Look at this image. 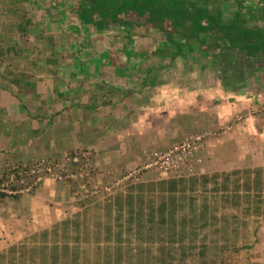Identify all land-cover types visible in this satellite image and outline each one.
<instances>
[{"label": "crops", "instance_id": "obj_1", "mask_svg": "<svg viewBox=\"0 0 264 264\" xmlns=\"http://www.w3.org/2000/svg\"><path fill=\"white\" fill-rule=\"evenodd\" d=\"M106 1L121 4L111 11ZM133 1L0 0V169L83 153L118 173L140 162L144 146L217 131L215 146L196 154L195 175L153 181L184 200L213 194L237 205V194H254L244 180L252 163L264 161L254 149L264 128V0H184L198 3L191 17L163 19L151 7L158 0ZM198 6L213 7V18ZM145 185L122 187L113 214L137 204L139 218ZM38 197L73 198L52 182ZM29 199L21 219L9 203L0 208L1 253L33 237L45 244L41 235L61 219L58 206L49 214Z\"/></svg>", "mask_w": 264, "mask_h": 264}, {"label": "rangeland", "instance_id": "obj_2", "mask_svg": "<svg viewBox=\"0 0 264 264\" xmlns=\"http://www.w3.org/2000/svg\"><path fill=\"white\" fill-rule=\"evenodd\" d=\"M195 3L198 5L196 1ZM205 3L211 5L213 0H208ZM203 7L206 8L199 11L198 6L196 12L199 14L203 12L213 18V7ZM158 13L160 16L165 14L163 9ZM254 116L259 115L255 113ZM263 129H258L260 135L258 134L257 143L259 145L254 147L255 154L264 152ZM210 132L213 134V139L207 140V145L202 151L209 145V147H213L215 146L213 140L220 138L217 131H191L187 133L182 131L180 136L183 135L176 139L179 141L175 144L167 139L159 144L161 147H158L159 145L155 147L144 146L145 148L141 151L140 162L124 166V169L118 173L114 171L109 174L108 171L93 165L89 161L88 155L83 153L67 154L61 163L49 158H42L26 165H11L8 170L0 169V195H9L1 200L0 208H5V204L9 203L13 208L15 217L21 219L23 217L21 205H23L24 198H32V202L36 204L40 202L43 206L46 203L49 214L53 212L55 205L58 206L61 219L47 228L50 233L48 238H50L53 237L51 233L56 226L55 224L75 219L77 215H81V221L87 220L90 225H93L97 218L102 225L105 224L108 222L106 220L108 213L106 206L116 199L118 194H121L119 192L122 187L125 189L128 186L148 184L144 186L148 190L143 192L142 202L144 204L142 207L140 206L139 218L134 217L137 204L132 209L131 220L130 216H127L128 214L123 216V211L114 212V216L121 214L122 239L120 247L122 249L120 253L122 254V263L120 264H264V161L252 163L255 165L253 167L255 171L244 180L247 181V189L254 194L253 196L237 194L235 198L238 201L237 205L222 204L220 200L218 201L219 195L213 194L201 196L205 200L198 198L195 201L191 197L184 200L182 196L175 195L177 197L173 208L172 203L169 202L173 195L161 193L159 190L161 184L157 186L153 180L164 178L163 182H167L169 179H188L193 175L174 174L166 176L161 173L158 166L145 169V167L155 163L157 156L164 155L189 134ZM77 155L81 156H79L78 165L71 161ZM26 166L36 170L35 173H30L31 177L24 176ZM47 182H52L68 190L73 197L72 200L69 198L57 200L56 198L53 201L50 198L39 199V197L35 200L34 194L41 185L45 186ZM151 183L153 187H151ZM123 199L124 195L122 196ZM136 202L138 203V200ZM163 204H166L164 223L161 221L160 214V206ZM202 206H204L205 211H200ZM205 207L208 208L205 209ZM0 216L6 218L5 212H0ZM73 227L69 225L66 228L69 235ZM182 229L185 230V233H182ZM117 232L118 230L113 232L109 242H116ZM60 233H62V228H60ZM104 237V232H101L99 236L86 237L89 243L86 241L78 252L82 256L79 260L80 263L92 259L94 254L99 252V248L110 246L108 242L102 240ZM181 237L185 239L184 245L171 243V238L179 241ZM96 238L101 240L96 241ZM43 245L41 244V246ZM114 246L108 250L112 255L115 253ZM204 247L206 248L203 249ZM166 248L168 249L166 250ZM203 250H207L206 254H202ZM36 254H41V252L38 251ZM99 256L103 255L100 254ZM60 260L62 261V259ZM64 261H68V258ZM105 261L104 258V263Z\"/></svg>", "mask_w": 264, "mask_h": 264}, {"label": "trees", "instance_id": "obj_3", "mask_svg": "<svg viewBox=\"0 0 264 264\" xmlns=\"http://www.w3.org/2000/svg\"><path fill=\"white\" fill-rule=\"evenodd\" d=\"M121 4L120 2L112 3V1H106L104 4L105 7L109 10L117 9V5ZM187 2L184 0H158L157 4L149 5L152 8H157V10L161 11L164 10L165 14L162 15L164 17L168 16L167 18H179L180 14L187 15V18H189V15H193L195 13V5L197 4L194 2L193 4H189L186 8ZM213 4V3H212ZM132 7H145L148 6V3L145 1H138V3L133 1V4H130ZM130 6V8H131ZM176 8H179L176 9ZM202 9V8H201ZM199 9V11H201ZM121 11L124 13V11L121 9ZM158 11V12H159ZM181 12L180 14L178 12ZM126 13V12H125ZM203 13V12H201ZM199 14V13H198ZM200 15V14H199ZM162 17L161 19H163ZM200 22L201 20H197ZM196 21V23H197ZM8 170V168H7ZM258 190V189H257ZM8 196L7 194H1L0 198H4ZM15 197V196H13ZM176 201V196L173 194L172 198H170V203H172V207L174 208V203ZM130 202V201H128ZM144 203L142 202V205ZM119 205V204H118ZM141 205V207H142ZM117 207V205L112 204L110 202L107 205V208H109V211L107 213V221L105 224H101L99 221H94L93 225H90L87 220L81 221V215H77L75 219H69L61 222V224H57L54 227V230L52 231V236L49 237V231H45L41 235V241H44L45 244L41 246L42 243H39L40 240L34 242V237L28 242L20 243L18 245H14L10 247L8 250L0 253V264H120L122 263V254L120 242H121V225L120 223V217L121 214H118L117 216H114L112 208ZM118 207L121 208V205ZM121 212V210H120ZM165 213H166V204H163L160 206V214H161V221L164 223L165 221ZM113 214V215H112ZM128 215L130 216V220L132 217V213L128 212ZM71 225L74 226L72 232L70 233V236L68 234V231H66V228ZM93 227V228H92ZM60 228H62V233H60ZM118 230L117 232V238L116 242H112L110 240L111 235H113V232ZM101 232L105 233V237L102 238L104 242H108V245L106 248H99L98 254H94L92 259H89L83 263H80L79 260L82 258L80 254H78L80 247L86 243L87 238L91 235H97L99 236ZM182 233H185V230L182 229ZM59 236L62 237V241L58 242L60 239ZM69 237V238H68ZM50 239V241H49ZM100 238H96V241H100ZM185 239L181 237L179 241L175 240L174 238H171V243H175L177 245H184ZM89 243V241H87ZM115 244V246H114ZM87 245V244H86ZM111 246L113 247V250L115 253L112 255V253L108 252ZM100 247V246H98ZM105 247V246H104ZM207 247V246H206ZM204 247L203 249H205ZM104 249V250H103ZM168 248H166L167 250ZM165 250V249H164ZM165 250V252H167ZM208 250V249H207ZM206 250V251H207ZM40 251L41 254H36V252ZM205 250L202 251V254H206ZM103 252V254H102ZM105 253V254H104ZM103 256H99V255ZM105 263H104V258ZM68 261H64V259H67ZM62 259V261L60 260Z\"/></svg>", "mask_w": 264, "mask_h": 264}, {"label": "built area", "instance_id": "obj_4", "mask_svg": "<svg viewBox=\"0 0 264 264\" xmlns=\"http://www.w3.org/2000/svg\"><path fill=\"white\" fill-rule=\"evenodd\" d=\"M213 139V134L210 133H196L189 134L183 141L175 145L168 152L161 157H156L153 165L145 167L149 169L152 166L160 167L161 173L166 176L174 174L195 175L196 167L200 160L197 159L196 154L207 145V140ZM80 155L73 157L72 163H79ZM81 157V156H80ZM36 170L33 172L35 173Z\"/></svg>", "mask_w": 264, "mask_h": 264}, {"label": "clouds", "instance_id": "obj_5", "mask_svg": "<svg viewBox=\"0 0 264 264\" xmlns=\"http://www.w3.org/2000/svg\"><path fill=\"white\" fill-rule=\"evenodd\" d=\"M33 171H34L33 169H29V167L26 166V167H25V170H24V172H25L24 176L27 175V176L31 177V176H30V173L33 172ZM38 180H39V179H38ZM39 181H40V180H39ZM37 183H38V181L36 182V184H37ZM7 195H8V194H7ZM8 196H9V195H8Z\"/></svg>", "mask_w": 264, "mask_h": 264}]
</instances>
